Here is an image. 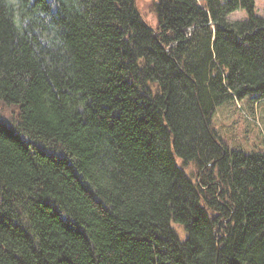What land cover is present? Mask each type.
<instances>
[{"label": "trees", "instance_id": "obj_1", "mask_svg": "<svg viewBox=\"0 0 264 264\" xmlns=\"http://www.w3.org/2000/svg\"><path fill=\"white\" fill-rule=\"evenodd\" d=\"M151 8L0 0V264H264V149L213 127L264 99V17Z\"/></svg>", "mask_w": 264, "mask_h": 264}, {"label": "rangeland", "instance_id": "obj_2", "mask_svg": "<svg viewBox=\"0 0 264 264\" xmlns=\"http://www.w3.org/2000/svg\"><path fill=\"white\" fill-rule=\"evenodd\" d=\"M257 12L264 17V0H255ZM137 7L151 25H156V16L151 8V0H137ZM231 20L247 18L244 11L230 16ZM2 109L1 116L12 118V113ZM213 127L230 148H241L247 153L264 149V99L261 101L246 98L220 106L213 118ZM188 174H195L196 169L190 165ZM195 176V175H194ZM178 227V225H175ZM179 231L184 238L182 228Z\"/></svg>", "mask_w": 264, "mask_h": 264}]
</instances>
